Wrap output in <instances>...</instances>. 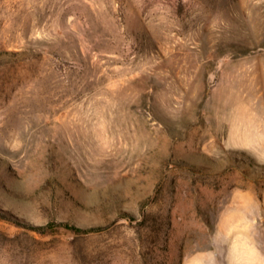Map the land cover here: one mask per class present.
Here are the masks:
<instances>
[{"label": "rangeland", "instance_id": "rangeland-1", "mask_svg": "<svg viewBox=\"0 0 264 264\" xmlns=\"http://www.w3.org/2000/svg\"><path fill=\"white\" fill-rule=\"evenodd\" d=\"M259 222L264 0H0V264H184Z\"/></svg>", "mask_w": 264, "mask_h": 264}, {"label": "crops", "instance_id": "crops-1", "mask_svg": "<svg viewBox=\"0 0 264 264\" xmlns=\"http://www.w3.org/2000/svg\"><path fill=\"white\" fill-rule=\"evenodd\" d=\"M229 229L222 243L193 256L184 264H264V227ZM264 225V223H263Z\"/></svg>", "mask_w": 264, "mask_h": 264}, {"label": "trees", "instance_id": "trees-1", "mask_svg": "<svg viewBox=\"0 0 264 264\" xmlns=\"http://www.w3.org/2000/svg\"><path fill=\"white\" fill-rule=\"evenodd\" d=\"M54 227H63V228H66V229L71 230V231L78 233V234H82V233L87 234L90 232H96V231L103 230V227H90V228L78 227L76 225H70L69 223H66V222H62V223H58V224L52 223V224L46 225V226H35L34 230H36L40 234H46L49 232L50 229H53Z\"/></svg>", "mask_w": 264, "mask_h": 264}]
</instances>
